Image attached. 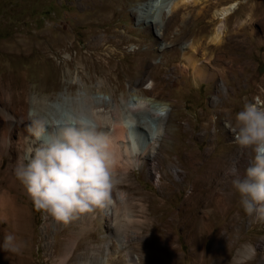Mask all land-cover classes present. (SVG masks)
<instances>
[{
  "label": "rangeland",
  "instance_id": "1",
  "mask_svg": "<svg viewBox=\"0 0 264 264\" xmlns=\"http://www.w3.org/2000/svg\"><path fill=\"white\" fill-rule=\"evenodd\" d=\"M141 1L0 0V77L23 83L28 99L52 102L84 90L119 101L146 78L140 90L157 88L156 102L172 106L158 187L143 171L120 177L128 198L116 218L95 210L65 225L36 210L27 194V263L99 264L106 258L107 264H264V221L244 213L224 176L239 153L231 131L236 113L248 102L264 106V0L176 7L160 39L137 23ZM234 3L220 42L212 43L219 25L214 11ZM167 17L161 15L164 22ZM186 43L196 50L191 57L182 51ZM198 58L215 68L213 78L197 76L190 62ZM246 160L240 158L241 169ZM170 162L184 184L168 179ZM187 195L192 209L185 222L180 208ZM6 224L0 217V230ZM5 243L0 234V251L12 256L7 249L17 244L10 241L6 249Z\"/></svg>",
  "mask_w": 264,
  "mask_h": 264
},
{
  "label": "bare ground",
  "instance_id": "2",
  "mask_svg": "<svg viewBox=\"0 0 264 264\" xmlns=\"http://www.w3.org/2000/svg\"><path fill=\"white\" fill-rule=\"evenodd\" d=\"M199 1L203 0H142L140 5L135 8L136 21L144 27V31H152L155 37L160 39L176 7H186ZM236 7L237 3H234L214 11L213 17L219 20V25L210 39L212 43L218 44L220 42L225 30V20L235 11ZM164 13L168 15L166 22L161 19V15ZM163 47L164 45H160L159 50H162ZM181 48L183 53L189 57L196 53L191 43H186ZM204 59L206 58H198L194 63L190 62V65L197 76L203 77L201 73H205L204 78H213L215 68L213 69L211 64ZM189 61L190 59H188ZM143 67L144 65L141 63L139 69ZM145 82L146 78L136 81L130 89L132 95L126 99L121 98L119 101L110 95L94 96L83 90L75 96L59 95L51 102L46 98L30 100L23 83L12 82L5 76L0 77V165H4L0 172V176L3 174L0 178V217L4 218L7 223L6 227L0 230V234L4 238L11 236L13 238L11 242H15L17 249H19L13 251L12 256L7 251L1 250L0 264H28L24 255L28 221L25 206L27 192L15 175L17 160L23 158L30 147L38 146L44 140L55 135L66 116L86 113L97 122L99 131L112 137L117 154V171L121 178H127L130 171L139 170L143 171L145 177L152 180L153 185L158 187L157 182L160 178L158 166L166 158L162 152L161 143L168 139L167 121H169L172 106L168 103L170 111L163 121L154 122L149 116L136 112L132 107L134 93L152 98L153 107H157L159 104L156 102L160 93L157 88L151 87L150 90H140V86ZM221 84L223 83L221 82ZM12 92L16 96L10 101L8 98ZM37 120L47 121L45 130L39 138L34 135L36 131L34 122ZM125 121H135V124L131 127H124ZM145 128H148L149 131H146ZM166 170L172 175L168 177L170 181L172 178L180 181L181 184L185 183V178L181 179L178 176L180 171L174 164L171 162L167 164ZM182 173L186 175L185 166ZM159 187L163 194H167L169 189L165 184L161 183ZM126 203H117L115 207L104 209L105 216L116 218L118 208H124ZM165 207V203L160 205L161 209H165ZM191 209V200L187 195L180 208V211L184 213L183 221L188 220V212ZM126 217L130 216L127 215ZM172 223L167 224L166 228L170 227ZM44 228H47V225ZM186 238L190 240L192 237L187 235ZM117 241L122 245L126 240ZM134 259L129 258L127 261H134ZM60 264H62V260ZM99 264H107V259L102 258Z\"/></svg>",
  "mask_w": 264,
  "mask_h": 264
},
{
  "label": "clouds",
  "instance_id": "3",
  "mask_svg": "<svg viewBox=\"0 0 264 264\" xmlns=\"http://www.w3.org/2000/svg\"><path fill=\"white\" fill-rule=\"evenodd\" d=\"M133 99V109L154 122L168 116L167 102L153 107L150 97L134 93ZM46 123L34 122L37 138ZM134 124L135 121H125L124 127ZM231 131L239 153L226 167L224 176L230 179L244 213L256 221H264V106L245 103L236 113ZM241 157H247L243 169L239 166ZM117 169L112 137L99 131L97 122L88 114L80 113L66 116L55 135L30 147L23 158H18L15 175L36 210L47 212L55 221L67 225L82 214L126 203L128 193L120 188L122 180ZM12 239L6 237V249Z\"/></svg>",
  "mask_w": 264,
  "mask_h": 264
}]
</instances>
